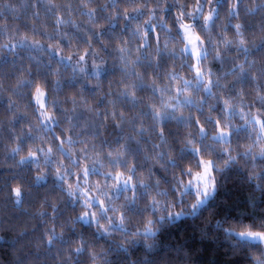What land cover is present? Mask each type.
I'll list each match as a JSON object with an SVG mask.
<instances>
[{"label": "trees", "instance_id": "trees-1", "mask_svg": "<svg viewBox=\"0 0 264 264\" xmlns=\"http://www.w3.org/2000/svg\"><path fill=\"white\" fill-rule=\"evenodd\" d=\"M195 2L183 0L181 5L177 0H0V264H90V245L108 250L106 264H252L250 254L259 252L261 244L238 240L234 231L224 229L229 225L256 228L264 222V173L257 178V184L249 179L247 169L233 167L221 175L214 198L188 216L165 222L166 227L153 240L152 251L143 245L144 239L152 240L150 236L132 242L125 250L104 236H94L88 220L77 219L75 230L68 228L67 223L76 214L79 201L73 204L63 191L62 181H55L50 174L38 178L37 160L21 161L29 147L40 142L41 132L53 138L54 133H59L63 138L67 129V135L73 140L70 146L79 147V141L98 137L105 118H109L111 124L110 116L114 111L118 115V109L122 108L129 115L131 122L124 127L131 132H135L142 119H150L142 101L134 104L122 92L120 81L128 78L117 66L115 42L127 37L139 44L133 27L151 14L154 20L145 25L148 43L141 52V61L151 59L149 53L158 39L161 66L166 67L170 60L191 63V54L184 51L177 55L165 47L164 41L185 45L177 13H183L185 22L203 32L202 16L208 0H200L199 9L189 17V6ZM232 2L213 0V35L223 21L224 30L234 36V25L239 21L247 44L239 49L229 45L221 59L213 61V69L218 74L224 73L225 79L234 77L229 86L232 95L240 89L264 95V0H234L235 9L230 6ZM85 3L95 8V13L89 12ZM161 4L165 5L163 13ZM137 5L143 7L129 12L125 19L123 8ZM149 6H153L151 13ZM113 10L117 13L115 18L111 15ZM161 14L171 25V31L159 21ZM87 20L92 24L103 23L104 27L92 28L84 23ZM36 40L41 43L36 44ZM101 41H105L107 47ZM49 43H59L64 51L58 53L50 49ZM94 47L100 48L105 61L99 68L93 66V61L100 64V58L92 55ZM85 48L88 55L81 61L79 54ZM138 65L145 66L141 62ZM81 67H85L83 73ZM132 77L137 95H146L147 90L134 78V72ZM37 81L47 85L45 105L56 101L59 119L50 123V128L42 121L40 129L33 124V117L41 119L33 99ZM88 103L92 104L91 112L85 107ZM256 105L264 108V101L257 100ZM185 109L194 110L188 106ZM164 124L179 129L185 121H172L169 116ZM247 137V127L234 133L236 140ZM108 141L120 142L115 136L108 137ZM128 148L139 156L136 143L129 140ZM64 155L67 159L68 153ZM257 163L264 164V161L258 159ZM96 174L90 171V175ZM17 186L20 188L18 197L14 195ZM124 191L122 186L121 197ZM53 204L57 205L55 210ZM130 211L139 214L135 206ZM62 226L65 230L61 236ZM49 236L51 243L47 241ZM77 240L84 244L81 252L72 250Z\"/></svg>", "mask_w": 264, "mask_h": 264}, {"label": "clouds", "instance_id": "clouds-1", "mask_svg": "<svg viewBox=\"0 0 264 264\" xmlns=\"http://www.w3.org/2000/svg\"><path fill=\"white\" fill-rule=\"evenodd\" d=\"M177 2L183 5V0ZM212 4L213 0H208L202 16L203 32L190 22H185L183 13H177L180 26L187 24L199 36V51L198 54H193L191 63L170 60L166 67L161 66L158 39L149 53L151 59L141 61V52L148 43L145 25L154 20L151 14L143 23L133 27L139 36V44L127 37L116 40L114 52L118 54L115 57L119 60L117 66L128 78L120 81L122 92L134 104L142 101L147 108L146 115L150 117L148 120L142 119L136 125L135 132L125 129L124 125L131 121L121 108L117 110L118 115L116 111L112 112L111 124L109 118H105L100 135L94 140H81L79 147H72L70 145L73 140L67 135V129L64 130L63 138L59 133H54L53 138V135L45 136L41 132L38 137L40 142L30 146L26 156H21V161L26 158L38 161V178L43 179L50 174L55 181H62L63 191L73 204L79 201L80 206L68 221V228L75 230L77 219L88 220L94 236H104L125 250L132 242H139L141 237L150 236L152 240L144 239L143 245L146 250L152 251L153 240L166 227L165 222L188 216L206 200L214 198L221 175L233 167L242 171L247 169L249 179L258 184L257 178L264 173V164L257 163L258 159L264 161V123L257 121L264 122V108L257 107L256 101H264V95L259 91H255L253 95L243 89L232 95L229 86L234 77L225 79L224 73L218 74L213 69V61L220 60L229 45L239 49L246 47L247 41L243 38L239 21L234 25V36L224 30L223 21L213 35L211 22L215 9L211 7ZM199 6L200 0H196L194 5L189 6L187 15L191 17ZM230 6L235 9L234 0ZM84 7L95 13V8L88 4L85 3ZM142 7L143 5H137L123 8L124 18L127 19L129 12L138 11ZM164 7L161 4V13ZM152 11L153 6H149V12ZM111 15L115 18V10ZM159 21L165 23V27L171 31V25L165 22L163 14ZM84 23L97 30L104 27L103 23L92 24L91 20ZM73 26H76L75 20ZM35 43L40 44L41 41L36 40ZM101 43L107 47L105 41ZM164 43L169 51L177 55L185 51V45L169 44L167 39ZM48 47L58 53L64 51L59 43H49ZM79 55L83 61L88 55V49H83ZM92 55L100 58V64L93 61V66H102L105 61L99 47L92 49ZM138 62L145 66L141 68ZM80 71L83 73L85 67H81ZM133 72L134 78L141 81L147 90L146 95H137L132 83ZM36 88H40L44 93L43 97H47L48 88L45 83L37 81L34 91ZM72 99L75 100V97ZM42 103L43 106L40 103L38 109L41 119L38 121L33 117V124L37 129L41 128V121L52 123L59 119L55 100L47 105L43 100ZM185 106L194 110L187 111ZM85 107L89 112L93 110L91 103ZM169 116L172 121L184 120L185 125L179 129L165 126L164 120ZM244 127L248 128V137L234 139V133ZM28 130L31 132L32 128L29 127ZM112 136L118 137L120 142L111 144L108 137ZM129 140L139 147V156L129 150ZM65 152L68 153L67 159ZM202 161L209 165L203 182L195 179L196 174L203 171ZM90 171L97 174L90 175ZM122 186L125 191L121 197L119 191ZM14 195H20L19 186L14 189ZM133 206L139 210V214L130 211ZM56 207L53 204L54 210ZM64 230L62 226L59 230L61 236ZM224 231L258 238L261 250L251 252V261L252 264H264V222L256 228L251 225L243 228L229 225ZM51 240V236L47 237L48 243ZM72 250L81 252L84 244L77 240ZM88 255L90 264H106L109 257L106 248L91 245Z\"/></svg>", "mask_w": 264, "mask_h": 264}, {"label": "snow or ice", "instance_id": "snow-or-ice-1", "mask_svg": "<svg viewBox=\"0 0 264 264\" xmlns=\"http://www.w3.org/2000/svg\"><path fill=\"white\" fill-rule=\"evenodd\" d=\"M182 30H183V33H184V39H185V42L191 46L192 48V51H193V54H198V41H199V36L197 34H194L193 31L191 30V27L188 26L187 24L185 25H182L181 26ZM197 71H199V69H197ZM35 94H36V99H37V102L41 103V106H43V103H42V98H43V91L40 89V88H36L35 90ZM257 123H264V122H261V121H257ZM202 165H203V171L202 172H198L195 176V179L203 182L206 180V176H207V173L209 171V165L202 161ZM119 179V177H118Z\"/></svg>", "mask_w": 264, "mask_h": 264}, {"label": "rangeland", "instance_id": "rangeland-1", "mask_svg": "<svg viewBox=\"0 0 264 264\" xmlns=\"http://www.w3.org/2000/svg\"><path fill=\"white\" fill-rule=\"evenodd\" d=\"M182 31V35H183V38H184V33H183V30L181 29ZM194 33V32H193ZM195 34V33H194ZM185 41V39H184ZM185 52L186 53H189L193 56V51H192V48L190 45H188L186 42H185ZM198 46V45H197ZM35 97H36V94H35ZM35 100V103H36V106L37 108L39 109L40 107V103L37 102V99H34ZM43 102L45 103V97L42 98ZM40 114V113H39ZM41 116V114H40ZM42 123L45 125L46 128H50V123L48 121H42ZM255 123V122H254ZM207 201V200H206ZM206 201L204 202V204L206 203ZM202 206V205H201ZM236 239L238 240H247V241H250V242H255V243H260V240L258 238H251V237H248V236H241L239 235L237 232L234 233Z\"/></svg>", "mask_w": 264, "mask_h": 264}]
</instances>
